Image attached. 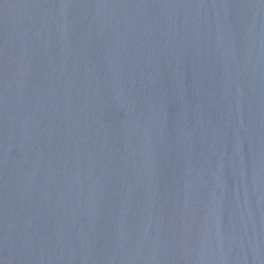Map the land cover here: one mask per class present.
Listing matches in <instances>:
<instances>
[{
  "label": "water",
  "instance_id": "obj_1",
  "mask_svg": "<svg viewBox=\"0 0 264 264\" xmlns=\"http://www.w3.org/2000/svg\"><path fill=\"white\" fill-rule=\"evenodd\" d=\"M0 264H264V0H0Z\"/></svg>",
  "mask_w": 264,
  "mask_h": 264
}]
</instances>
